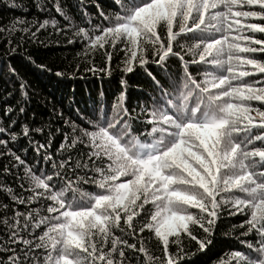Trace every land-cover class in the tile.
<instances>
[{
    "label": "snow or ice",
    "instance_id": "1",
    "mask_svg": "<svg viewBox=\"0 0 264 264\" xmlns=\"http://www.w3.org/2000/svg\"><path fill=\"white\" fill-rule=\"evenodd\" d=\"M32 3L43 19L0 26L6 55L46 46L44 30L103 50L102 66L86 56L94 75L122 53L124 75L111 100L53 105L55 127L25 118L22 77L18 95L0 90V264H195L237 214L223 234L243 250L207 264H264V0H75L76 15L63 0ZM140 72L151 91L132 102L126 76ZM8 74L19 77L10 62Z\"/></svg>",
    "mask_w": 264,
    "mask_h": 264
},
{
    "label": "trees",
    "instance_id": "2",
    "mask_svg": "<svg viewBox=\"0 0 264 264\" xmlns=\"http://www.w3.org/2000/svg\"><path fill=\"white\" fill-rule=\"evenodd\" d=\"M14 2L18 5L26 6L27 10L13 8L9 5L8 0H0V26L9 24L10 21L17 17L31 19L33 16H36L43 19L46 15L45 13L36 11L32 0H14ZM63 2L67 3L70 6V10L76 15V9L71 7L75 3V0H63ZM97 2L102 6H107L111 0H97ZM89 10L95 12L94 6L89 5ZM53 15H55L54 10ZM77 20H79V16H77ZM255 35L257 38H264V34L257 33ZM38 36L46 42V46L39 43L25 44L24 48L18 49L17 53L10 57L6 55L7 48L5 42L0 40V90H3L5 87L9 91L17 88V81L20 77L27 81L30 86V103L26 105V119H32L33 114L35 123L53 119V126L55 127L58 121L51 117L53 105L57 109L62 108L67 113L69 111L70 98L71 102H73V107L78 105L82 109H87L91 108L93 102L99 98L101 92L109 100L117 93L120 87V78L124 75L116 67L122 53L115 56L111 61L112 72L110 76L101 72L94 75L92 72L83 71L84 67L90 66L86 64V56H90L98 66H102L104 63L102 57L103 50H98L94 54H85L82 42L69 45L66 44L64 36L54 34L53 37L49 38L44 30H41ZM57 39L61 41L59 45L51 42ZM256 47H259V45ZM25 49L27 50V54L33 56L37 64H45L51 71L41 70L27 61L22 54ZM77 53H81V55H77ZM255 55L259 58H264V53H256ZM9 62L17 69L19 77L12 78L11 83L6 84V81L9 80ZM77 64L80 65L79 69H76ZM152 67L154 69L155 66ZM173 68H175L174 64ZM56 71H63L65 75L57 77L55 75ZM126 79L129 84L127 94L132 102L138 96L142 94L146 95L151 91L149 82L142 72L139 74L129 73ZM16 94L18 95V88ZM10 103L14 104L15 99H11ZM59 140L60 137L57 136L53 142V149L58 145ZM32 156L33 153L29 151V159ZM10 182L11 178H9ZM85 188L95 190L94 186L85 185ZM0 198H3L2 193H0ZM242 219L244 217L239 214L233 217H225L220 222V229L215 233V238L210 249L205 250V253H197L193 257L195 264H207L209 258L217 259L222 254L223 258L227 259V253L231 250H243V246L236 239L223 234L231 224H238ZM239 231L240 229H236L237 233ZM190 247L194 249L196 247L195 242H191Z\"/></svg>",
    "mask_w": 264,
    "mask_h": 264
}]
</instances>
